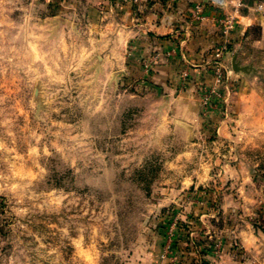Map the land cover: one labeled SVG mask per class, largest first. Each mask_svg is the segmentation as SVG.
<instances>
[{"label": "rangeland", "instance_id": "1", "mask_svg": "<svg viewBox=\"0 0 264 264\" xmlns=\"http://www.w3.org/2000/svg\"><path fill=\"white\" fill-rule=\"evenodd\" d=\"M3 7L0 264H218L209 213L224 200L209 185L171 195L179 134L152 130L159 117L77 44L39 45ZM249 153L257 180L240 200L259 207L264 147Z\"/></svg>", "mask_w": 264, "mask_h": 264}, {"label": "crops", "instance_id": "2", "mask_svg": "<svg viewBox=\"0 0 264 264\" xmlns=\"http://www.w3.org/2000/svg\"><path fill=\"white\" fill-rule=\"evenodd\" d=\"M197 3L199 20L192 16ZM13 4L37 44H77L108 78L126 84L128 99L159 117L152 130L179 134L178 152L166 161L180 181L171 195L209 185L224 200L209 213L219 214L221 224L210 229L226 240L218 264H264V183L259 207L240 200L257 180L249 149L264 147V0H0V20L3 6ZM228 17L234 27L224 33ZM220 46L226 70L217 82L210 61ZM233 58L252 72L234 70ZM200 85L219 94L207 111Z\"/></svg>", "mask_w": 264, "mask_h": 264}, {"label": "built area", "instance_id": "3", "mask_svg": "<svg viewBox=\"0 0 264 264\" xmlns=\"http://www.w3.org/2000/svg\"><path fill=\"white\" fill-rule=\"evenodd\" d=\"M116 1V0H112ZM117 1H131V0H117ZM193 18L195 20H199L203 17L202 15V5L200 3H197L193 6ZM223 25V31L224 33H227L228 31L232 30L234 27L233 19L228 17L221 21ZM226 50V46H220L217 49H215L212 53V58L210 61L211 64V73L213 76H215V79L217 82H222L225 79V63H224V52ZM157 56V55H156ZM187 78H190L188 70H184L182 73V79L186 81ZM199 95L202 100V104L205 107V110H209L212 107V96H219L216 89L205 87L203 85H200L198 87Z\"/></svg>", "mask_w": 264, "mask_h": 264}, {"label": "water", "instance_id": "4", "mask_svg": "<svg viewBox=\"0 0 264 264\" xmlns=\"http://www.w3.org/2000/svg\"><path fill=\"white\" fill-rule=\"evenodd\" d=\"M232 67L234 68V70L241 71V72L246 73V74L252 72V70H253L249 66L238 67L237 62L235 61V58L232 59Z\"/></svg>", "mask_w": 264, "mask_h": 264}]
</instances>
